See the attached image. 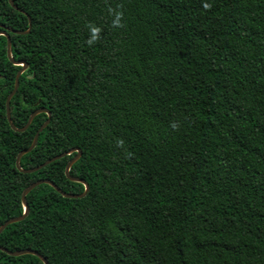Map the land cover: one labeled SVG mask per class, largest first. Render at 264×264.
I'll return each mask as SVG.
<instances>
[{"label": "trees", "instance_id": "16d2710c", "mask_svg": "<svg viewBox=\"0 0 264 264\" xmlns=\"http://www.w3.org/2000/svg\"><path fill=\"white\" fill-rule=\"evenodd\" d=\"M29 34L9 33L28 69L10 110L24 128L37 110L51 122L25 170L74 148L71 176L85 198H50L0 235V247L47 255L58 228L87 239L96 264H264V0H238L230 28L175 17L158 0H26ZM25 17L22 28H29ZM210 57L198 93L185 83ZM21 66L0 36V111ZM192 119H181L184 107ZM48 115L15 132L0 125V227L24 213L17 169ZM43 170L66 176L75 156ZM64 192L85 186L68 179ZM33 255L0 251V264Z\"/></svg>", "mask_w": 264, "mask_h": 264}, {"label": "clouds", "instance_id": "9594fccd", "mask_svg": "<svg viewBox=\"0 0 264 264\" xmlns=\"http://www.w3.org/2000/svg\"><path fill=\"white\" fill-rule=\"evenodd\" d=\"M26 0H0V34L15 32L22 28L27 14ZM160 6H172L175 17L187 19L193 27H201L206 18H216L217 26L227 31L235 15L238 0H158ZM213 70L210 57L201 55L198 66L185 83L186 93L195 95L203 84V77ZM184 122L192 119V111L187 106L181 115ZM12 120L7 111H0V125H6ZM68 184V177L54 175L37 168L26 178L21 187L23 207L29 213H42L49 204L50 198L55 197ZM39 236H48L52 250L47 255L37 254L30 259V264H84L83 257L90 252L87 239L65 238L62 228L48 233L45 228ZM88 264H96L95 258L89 256Z\"/></svg>", "mask_w": 264, "mask_h": 264}, {"label": "water", "instance_id": "95a60500", "mask_svg": "<svg viewBox=\"0 0 264 264\" xmlns=\"http://www.w3.org/2000/svg\"><path fill=\"white\" fill-rule=\"evenodd\" d=\"M27 15V14H26ZM28 19H29V28L27 31L25 32H22V31H15V32H11L12 34H16V35H26V34H29L31 32V29H32V20L30 18L29 15H27ZM0 36H4L7 38V54H8V58L9 60L11 61V63H13V65L15 66H21L22 69L18 72L17 76H16V80H15V86H14V89L12 91V93L8 96L7 98V101H6V110L7 112H9L11 114V110H10V104H11V101L13 99V97L16 95V93L18 92V89H19V86H20V78L21 76L24 74V72L28 69V65L24 62H20V61H15L12 57V42H11V37L9 34H0ZM41 114H46L48 115V120L46 121V123H44V125L39 129L38 133L36 134L35 138H34V141L32 143V145L26 149V150H23L21 151V153L18 155L17 157V169L22 172V173H25V174H31L35 169L37 168H40V169H43L45 167H47L48 165L56 162V161H59L65 157H68V156H71V155H74L76 154L73 159L67 164V167H66V171H65V174L66 176L68 177V179L74 183H80L82 185L85 186V191L80 194V195H74V194H69V193H66L64 192L63 190H61L59 192V194H61L64 198H67V199H82V198H85L89 191H90V187L89 185L79 179V178H76V177H73L71 176L70 172H71V169L72 167L81 159L82 157V150L81 149H78V148H74L64 154H61L59 156H56L50 160H48L47 162H45L44 164H42L41 166L35 168V169H30V170H25L22 168L21 166V160L22 158L31 153L37 146L38 144V140H39V136L40 134L47 128V126L50 124L51 122V118H52V114L50 113L49 110L47 109H40V110H37L35 111L29 118V121L27 123V125L22 128V129H18L15 127V125L13 124V121L11 120V122L9 123L10 126L12 127V129L15 131V132H18V133H23L25 131H27L29 129V127L31 126L32 122L34 121V119L38 116V115H41ZM22 200H23V196H22ZM29 216V212L24 208V213L23 215L19 216V217H15V218H12L10 220H8L7 222H5L1 227H0V235L6 230L7 227H9L10 225H13V224H16V223H19V222H22L24 221L27 217ZM0 251L2 252H5L6 254L10 255V256H13V257H21V256H25V255H37L39 254L38 252L36 251H33V250H22V251H16V252H12V251H9L8 249H5L3 247H0Z\"/></svg>", "mask_w": 264, "mask_h": 264}]
</instances>
